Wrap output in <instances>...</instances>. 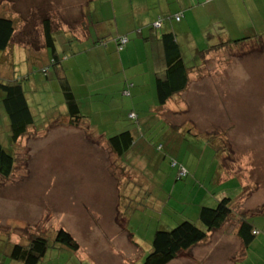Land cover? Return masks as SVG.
<instances>
[{
    "label": "rangeland",
    "instance_id": "1",
    "mask_svg": "<svg viewBox=\"0 0 264 264\" xmlns=\"http://www.w3.org/2000/svg\"><path fill=\"white\" fill-rule=\"evenodd\" d=\"M16 1L0 0V7L4 3L10 5L8 9L10 7L16 11ZM114 1L116 0H96L92 7H101L102 13L107 16ZM85 2L88 0H21L20 3L25 15L28 13L29 17L35 16L38 11L36 19L41 18L40 13L46 14L38 21H31V26H34L32 30L37 29L38 22L48 19L72 31L82 28L84 15L78 7ZM112 16L108 19L110 23L106 21L101 26L103 34L107 32L114 37L117 34L114 33L115 25L111 23L116 18ZM115 17L121 18L120 15ZM140 20H143L142 17L136 16L133 22ZM167 22L172 23L171 18ZM121 24L124 31L127 25L123 20ZM54 28L57 30L59 26ZM26 31H29V27ZM195 31L201 37L199 27H195ZM147 32L148 29L146 33L143 32V37H146ZM40 33L35 30L32 32L34 37L31 38L34 40L32 51L36 50L38 55L42 53ZM137 34L140 32L135 33ZM68 37L71 38V48L63 46V50L59 49L61 61L58 67H61V72L56 70L58 67H51L47 78L39 71L43 65L42 59L26 63L20 54H15L14 77L25 80L23 83L29 107L35 115L37 127L30 129L15 150L18 161L12 176L5 182L0 180V186H9L5 192L0 187V251L1 240L6 238L7 233H11V239L13 236L26 237L33 230L39 231L46 233L52 244L56 233L64 229L78 243L79 251L65 252L50 244L51 247L40 264H143L151 251V243L157 230H170L184 221L193 222L204 229L198 221L199 209L215 204V196L221 191L223 192L219 193L218 199L225 194L232 198L236 216L242 214L249 222L251 220L254 227H264V210L261 213L260 210L254 211L259 203L264 205V157L260 152L254 153V148H249V144L244 147L249 142L259 145L264 138L263 42L260 50H256L254 46L244 47L245 51L242 49V52L236 48L227 49L212 58L215 61L220 56L219 60L223 58L227 63L225 67L229 78L220 92L217 89L221 85L214 86L217 89L207 87L206 62L202 68L205 90L200 96L199 104L191 105L185 113H163L162 118H166L167 123L150 111L155 94L149 93L147 84L153 85L155 82L152 70L154 58L145 39L138 38L140 46L136 43L132 47L137 56V64L130 62L121 66L119 62L103 65L101 59H93L90 50L93 49L94 39L80 45L72 39V35ZM218 44L219 41L212 43L209 37L207 48ZM63 53L67 55L66 59ZM221 66L224 64L216 65ZM217 75L219 74H213L214 77ZM12 76L11 69L10 77ZM58 76L69 81L84 116L96 113L91 124L96 125L98 122L103 127H113L105 133L111 134L108 137L134 128L135 122L128 118V112L134 110L136 100L141 99L144 105L139 109L142 112L137 111V114L153 120L148 126L141 125L140 134L159 157H148V161L142 164L139 161L133 162L132 167L129 162L122 161V158L118 162L109 152L107 144L102 143V131L99 132L101 135H96L87 126L68 130L70 127L60 104L63 100L60 86L64 81L60 82ZM125 77L131 78L127 81L130 83L131 93L134 90L137 94L135 96H140L134 99L135 96L131 95L133 105L129 98L127 100L122 96L121 85ZM29 83L31 84L28 85ZM221 99L224 101L220 104ZM198 100L196 97L193 102ZM102 108L112 113L101 116L98 112ZM56 117L57 120L61 118V121H55ZM178 121L203 125L197 136L200 139L204 136L203 130H208L209 125H215L219 131L209 129L208 133H221L220 139L223 140L220 141V148L225 151L221 154L225 156L220 157L221 162H213L208 158L203 161V174H195L193 170L196 161L190 169L189 156L181 161L176 158V152L167 151L165 140L171 139L172 135L184 134L181 128L169 125ZM114 129L116 131L112 132ZM0 134L4 148L13 149L15 145H12L9 132L3 125ZM158 145H162V151L155 148ZM184 151L185 146H182L179 158ZM172 162L178 165L174 166ZM181 167L188 172L184 177L178 176V169ZM219 168L224 172L222 182L211 176ZM133 179L135 180L131 181ZM141 179L153 184V189H141L138 184V181L142 182ZM125 181L132 183L131 189L134 191L131 192L129 183ZM123 214L129 218L123 219ZM118 216L121 218L115 220ZM261 239L264 241V236ZM254 254L256 253L253 252L246 261L241 260L244 258L242 255L236 256L234 253L231 258L236 261L235 264H264V257L256 258ZM228 256L225 254L222 259V255L217 254L211 264H230Z\"/></svg>",
    "mask_w": 264,
    "mask_h": 264
},
{
    "label": "crops",
    "instance_id": "2",
    "mask_svg": "<svg viewBox=\"0 0 264 264\" xmlns=\"http://www.w3.org/2000/svg\"><path fill=\"white\" fill-rule=\"evenodd\" d=\"M96 1V0H95ZM94 0H88V3H91V10L92 12L95 11L97 15L94 16L92 24L89 26V23L85 22V17L82 20V24L85 23L87 28H81L80 30H68L66 27H62L59 24L53 22L51 20V27H53V37H54V44L56 49L59 51L61 48L63 50V46H69V38L68 36L72 35V39L76 40L80 45H82L84 42L89 41L90 39H94V41L97 39L98 36L90 35V29H95L97 32L101 31L103 32V28L101 26L102 23L108 22L110 17L116 18L115 22V30L114 33L117 34V36L126 35L129 37V39L132 41L126 45V47L121 50L120 52L116 48V42L115 37H111L110 34H107V32L104 34V37H106L105 46H94L91 51L93 53V59H101V63L103 65H106L108 62H116L120 63L121 66L126 63H135L137 56L134 51H132V47L137 45L140 46V41L138 38H143V32L146 33V30H151V24L155 23L159 17H166L163 21V26L161 29H166L172 32H176V40L179 45V48L181 50L182 58L185 64L193 68V71L189 75V85L185 92L181 93L179 96L174 97L172 100L168 101L164 106L159 107L157 103V98L155 94V82L152 85V83L147 84L149 93L154 92L153 101L151 102L150 111L155 113L159 119H165L162 118L163 113L170 112L171 114L176 113H185L187 110L190 109L191 105H198L202 96L204 94V84L202 83V80L205 78L203 69L206 62H208V69L207 71V87H213V89H217L221 85L220 88L217 90L222 91L225 88V83L229 78V75L226 73V67L227 64L225 62V59H212L215 56H218V54L222 51H212L209 54L204 56L203 60L198 61L196 57H200L199 53L202 51L204 52L205 49H213V48H207L209 37L212 40V43H229L234 41L235 39L240 38H246L250 39L251 41L247 44L248 46H254L256 50H260L259 44H256L255 41L260 40V38L264 39V0H116L112 3V10L109 11V15L105 16L102 13L101 7H92ZM85 3L80 4L78 9L83 13V5ZM95 4V3H94ZM14 14H17V11H12ZM22 12V11H20ZM9 12H3V14H8ZM182 15V18L180 22L178 23H170L167 22V20L170 18V16L174 15ZM39 15V13H38ZM37 15V16H38ZM83 15V14H82ZM117 15H120L121 18L115 17ZM8 16V15H4ZM136 16L142 17L143 20L137 21L134 23V19ZM120 19V22H119ZM123 20L124 23H126V29L123 31L122 26L119 25ZM111 21V20H110ZM159 21V20H158ZM96 27L97 25H99ZM155 25V24H154ZM59 26L57 30H55L54 27ZM146 26V27H145ZM195 27H199L201 31V37L197 34L195 31ZM20 29V35L21 39L20 41L12 42V46H9L5 51L0 52V79L6 80V81H14L22 79L21 77H14V71H13V63L15 61V54L18 53L21 55V57L26 61V63H29V61H34L35 59H42L45 63L49 60V52L45 48L44 40L41 38L42 42V53L36 54V50H33V47H30L29 43H32V39L28 34V31L26 33V29ZM155 29V27H153ZM138 29V30H137ZM159 30V29H158ZM140 32V34L135 35V33ZM57 32V33H56ZM121 33V34H119ZM19 35V37H20ZM43 40V41H42ZM133 40L135 43H133ZM34 41V40H33ZM264 43V40L262 41ZM261 42V43H262ZM93 43V42H92ZM148 43V42H145ZM260 43V44H261ZM149 46L152 48L154 44L148 43ZM219 45V44H218ZM146 46V45H144ZM263 47V46H262ZM71 48V46H69ZM144 48V47H143ZM86 52V51H85ZM65 53V52H64ZM63 53V57L66 59L67 55ZM160 53V50L157 49V54ZM59 54H61V51H59ZM152 54L154 55V61H155V54L152 51ZM117 55V56H116ZM109 59H112L111 61ZM116 60V61H114ZM224 64V66L216 67L217 64ZM212 66V68L210 67ZM118 67V65H117ZM12 69L13 76L10 77V72ZM59 72H61V67L56 68ZM152 70L153 73L158 72L159 69H157V64H152ZM204 71V72H206ZM216 74V77L213 76ZM61 78L58 76V79ZM131 78H124L123 84L121 85V92L122 96L124 98L130 99V103L133 105V98L136 99L140 96L137 95L134 90H132L129 87L130 83L127 82L130 81ZM155 79V75H154ZM196 79H200L201 81L198 82ZM204 79V80H205ZM133 80V79H132ZM264 80V77H263ZM120 81V80H119ZM155 81V80H154ZM126 82V83H124ZM120 83V82H119ZM129 83V84H128ZM202 83V84H201ZM29 83L28 85H30ZM201 84V85H200ZM120 85V84H119ZM132 88H133V84ZM129 87V88H128ZM264 87V83H263ZM154 89V90H153ZM264 89H262V95H263ZM135 93V94H134ZM131 95L135 96L131 98ZM28 97V95H27ZM198 97V101L195 103L193 102V99ZM224 100H219V103L221 104ZM143 105L141 103V99H137L136 103L133 105V109L128 112L130 113H136L138 116V124L135 122L134 128L129 129L131 133L134 136V144L131 148V150L122 157H117L110 149L109 152H111L116 160L119 162V159L122 158V161L129 162V164L133 167V162L139 161L141 164L148 161V157L154 156L155 158H158L159 156L156 155L150 146L148 145L147 141L144 139L143 136H141L139 130L141 129V125L148 126V124H151V121L153 119H146L144 115L137 114V111H141L139 109L143 108ZM102 107V105H101ZM4 108L2 105V94L0 93V131L3 128H5L8 131V118L4 112ZM32 111V110H31ZM52 112V111H51ZM142 112V111H141ZM109 113H112L108 109H101L98 114L102 115H108ZM64 116L65 115V109H64ZM96 116V113H95ZM184 118V117H183ZM67 120V117L65 118ZM182 119V118H181ZM55 121L60 122L61 118L57 120V117L55 118ZM117 122V120H116ZM168 123V122H167ZM95 124V123H94ZM171 127L175 128H181L184 131V134H177L172 135V138H167V141L165 140L166 144V150L170 153L176 152V158L177 159H186L188 156L191 160V163H187L188 167L190 169L193 167L194 162L195 167L193 170V173L203 174L204 171V165L205 162L203 161L207 160L208 158H211L213 162L218 161L221 162L220 157L223 156L225 151H223L222 148H220L221 144V133L216 134L214 132L208 133L211 129L212 131L216 130L219 131V129L215 125H209L210 128L203 130L204 136L202 139L198 138V134L200 133V128L204 127L203 125H199L198 123H186L185 122H174L169 123ZM90 130H93L96 135H101L102 143L107 144L106 139L104 136L106 135L102 126L100 123H96V125L89 126ZM113 127H109L108 129H112ZM184 128L186 130H184ZM73 128H69L68 130H71ZM101 134H99V132ZM112 132H115L116 130H111ZM142 131V130H141ZM98 133V134H97ZM186 133H188L186 135ZM218 135V136H217ZM264 136V135H263ZM197 137V139H195ZM87 138V137H86ZM174 141L172 142V140ZM0 140H1V134H0ZM22 139H19L16 143L17 147H19V144ZM262 143L259 145H254L252 142L246 143L249 144V148H254V153L260 152L261 155L264 157V138L261 139ZM2 144V143H1ZM3 145V144H2ZM185 146L184 154L181 158L178 157L179 155V149ZM4 147V146H3ZM155 147V146H154ZM214 154V155H212ZM139 155V158L138 156ZM261 156V157H262ZM225 157V156H223ZM162 158V157H161ZM242 160V158H241ZM176 163V162H175ZM187 167V165L185 164ZM220 167V165H219ZM221 168V167H220ZM219 169H216L218 173H216V170L213 171L211 176H214L218 181H223L224 172ZM157 170H160L156 168ZM188 168V170H190ZM223 170V169H222ZM242 170V169H241ZM246 170V169H245ZM243 170V172L245 171ZM247 176V172L244 173ZM243 174V175H244ZM32 175V172L30 173V176ZM252 175V173H251ZM231 177V176H230ZM131 178V177H130ZM215 179V180H216ZM247 180V178L245 177ZM0 180L3 181V179L0 178ZM135 179L131 180L134 181ZM141 181H138V184L141 185V189H153V184L147 183L146 179H141ZM248 181V180H247ZM5 182V180L3 181ZM127 182V181H125ZM129 183L131 192L134 191L131 189L132 183ZM259 183L260 180H259ZM5 192L8 185H2L0 186ZM223 191L219 192L222 193ZM218 193V195H219ZM218 195H216V201L218 199ZM223 195V194H221ZM2 196H4L2 194ZM227 196V194L223 195ZM214 203V202H213ZM203 203H201L202 205ZM216 204V202H215ZM215 204H213L211 207H213ZM210 207V206H208ZM116 213L118 212L117 209ZM255 210H260V213L262 210H264V205L259 203V206L255 207ZM119 213V212H118ZM117 213V214H118ZM262 216H264V212H262ZM120 216L115 218V220L119 219ZM121 218V217H120ZM123 219L129 218V216L124 215L122 216ZM264 221V220H263ZM229 223V224H228ZM236 222H227L223 225V227L215 232H212L208 239L202 243H199L195 246H193L191 249H189L186 252H183L180 254L175 260H173L171 263L175 262L174 264H211V261L213 257L217 254L222 255V259L225 258V254L228 256V261H231L230 264H235L236 261H233V258H231V255L234 253V255H242L244 258L241 259L242 261H246L251 254L256 258L264 257V241L261 239L264 236V227H258L255 226V230H257L258 234L253 243L248 246L247 248L244 247L242 241L238 237L237 232V226L235 225ZM234 224V225H233ZM120 231H123L122 229ZM34 232V230H33ZM31 236V233H28V236L17 238L12 237L11 239L5 238L1 240L2 247L0 251V264H17L10 260L8 262V254L9 249L12 243H19V242H26L28 238ZM11 243L9 247L6 245V243ZM240 260V261H241ZM221 264V263H220ZM224 264V263H222Z\"/></svg>",
    "mask_w": 264,
    "mask_h": 264
},
{
    "label": "trees",
    "instance_id": "3",
    "mask_svg": "<svg viewBox=\"0 0 264 264\" xmlns=\"http://www.w3.org/2000/svg\"><path fill=\"white\" fill-rule=\"evenodd\" d=\"M20 2L21 0L16 1L17 14H14L10 7V10L8 9V6L10 5H5L3 3V6L0 7V52L5 51L9 48V46H12V42H14V40H21L19 39L21 38L19 27L20 29L24 26L25 28L23 29L29 27L28 34L31 38L34 37L32 32H35V30L40 31L41 36L39 38H42L43 36L42 39L44 40L45 48L49 52V60L46 63L42 61L43 65L39 71L45 78H47L48 70H50L51 67H53V69L58 67V64L61 61V55L54 44L53 29L51 27L52 23L48 19H43L42 22H38L39 26L37 29L32 30L34 26H31V21H38L46 14L43 15L40 13L41 18L36 19L35 16L38 15V11L35 16L29 17L28 13L25 15L23 11L24 8L21 6L22 3ZM89 4L91 5V3L86 2V4L83 5L84 12L82 14L85 19L87 18L85 22L89 23L90 26L97 13L95 11L92 12L89 8ZM4 11L9 13L3 14ZM170 18L172 23H178L180 22L182 15H174L173 17L170 16ZM170 18L168 20H170ZM164 19H166V17H159L155 23L151 24V29L154 31L148 30L146 37L144 36L146 42L150 43L151 46L154 44V46H152V51L155 54L154 63L157 64V69H159V71L154 74L155 94L159 107L164 106L168 101L187 90L190 82L189 75L193 71V68L188 67L183 61L181 50L176 40V32L161 29L164 24ZM156 24L158 26H156ZM111 25H115V22L111 23ZM119 25L122 26L121 23H119ZM98 26H100V24L96 27ZM82 27L87 28L85 23L82 24ZM153 27H155V29ZM93 33L95 37L98 36L96 37L97 39L93 41V47L105 46L106 37H104L103 32H97L95 29H90V35ZM263 40V38H260V40L255 42L260 45ZM129 41H132V39L130 40L126 35H116L115 42L117 50L119 52L123 50ZM250 41V39L240 38L229 43H222L216 47H212L213 49L205 50L204 52L201 51L199 53L200 57L196 58L200 61L204 59L205 55L212 51H226L227 49L236 48L242 52V49L247 47V44ZM30 45L33 47V40ZM157 49L160 50V53L158 54ZM243 51H245V49ZM24 81L25 80H23V78L18 81H6L0 79L2 105L9 123V138L12 145H15V148L13 147V149L11 147L4 148L0 140V178L3 180H8L14 173V166L18 161L15 155V150L18 149L16 143L19 139L25 138L29 134L30 129L37 127V123L34 122L35 115H33L31 111L32 109L29 107V99L27 97V92L25 91ZM59 81H64V78H59ZM60 89L63 99L60 104L61 108L65 109L67 125L77 130L79 128L82 129L84 126H93L94 123H92V125L91 122L94 119L95 113H91L89 117L84 116L81 113L77 97L75 96L67 79L61 84ZM131 115H133V117H131ZM128 118L138 124L139 119L136 113H130ZM102 128L107 130L109 127L102 126ZM139 128L140 127L137 129L141 133V129ZM108 131L109 129L105 132ZM108 135L111 134L105 135L104 138L106 139L107 145L111 151L117 157L126 155L134 144V136L129 129L118 134H113L109 137ZM155 148H157V150L159 148V150L162 151L163 147L162 145H158ZM171 164L174 166L178 165L175 162H172ZM180 169L184 168L181 167L178 171ZM198 221L204 229L199 228L193 222L184 221L170 230H157L153 236L151 251L144 260L143 264L171 263L183 252H186L193 246L206 241L212 232L221 229L228 221L236 222L235 225L237 226L238 237L242 241L245 248L253 243L258 234L257 230H255L254 226L250 223L251 220L249 222V220L242 214L238 216L234 214L233 201L229 196H224L223 198L217 200L213 207L202 206L199 209ZM10 235L11 233H7L6 238H10ZM50 244L51 243L49 238L46 236V233H40L39 231L32 232L26 242H15L12 243V245L9 242L6 243L8 247L11 245L8 259L17 264H40L52 244L53 247H59L65 252L77 253L79 251L78 243L74 240L72 235L64 229H60L56 233L52 244Z\"/></svg>",
    "mask_w": 264,
    "mask_h": 264
},
{
    "label": "built area",
    "instance_id": "4",
    "mask_svg": "<svg viewBox=\"0 0 264 264\" xmlns=\"http://www.w3.org/2000/svg\"><path fill=\"white\" fill-rule=\"evenodd\" d=\"M156 26H158V25L156 24ZM131 117H133V115H131ZM185 174H187V172H186L185 169H180V170L178 171V176H179V177H184Z\"/></svg>",
    "mask_w": 264,
    "mask_h": 264
}]
</instances>
